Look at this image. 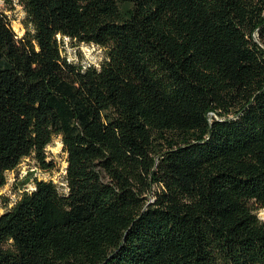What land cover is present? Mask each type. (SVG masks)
Returning a JSON list of instances; mask_svg holds the SVG:
<instances>
[{
	"label": "trees",
	"instance_id": "16d2710c",
	"mask_svg": "<svg viewBox=\"0 0 264 264\" xmlns=\"http://www.w3.org/2000/svg\"><path fill=\"white\" fill-rule=\"evenodd\" d=\"M3 1L0 187L54 137L67 166L0 214V264H264V0Z\"/></svg>",
	"mask_w": 264,
	"mask_h": 264
},
{
	"label": "rangeland",
	"instance_id": "374dc122",
	"mask_svg": "<svg viewBox=\"0 0 264 264\" xmlns=\"http://www.w3.org/2000/svg\"><path fill=\"white\" fill-rule=\"evenodd\" d=\"M4 13L7 15L10 26L17 37H21L25 31V12L16 2L10 6H4ZM61 53L66 59L82 66L92 65L99 67L106 57V50L94 44L76 43L68 38L60 40ZM45 163L49 166L46 169L40 165L33 156L22 158L13 171L5 173L6 184L0 187V214L5 208H10L18 199L19 193L23 190L32 189L33 179L51 181L58 191L66 192L64 175L66 153L62 150L60 137H54L45 149ZM260 220H264V208L254 212Z\"/></svg>",
	"mask_w": 264,
	"mask_h": 264
},
{
	"label": "built area",
	"instance_id": "2783aa9c",
	"mask_svg": "<svg viewBox=\"0 0 264 264\" xmlns=\"http://www.w3.org/2000/svg\"><path fill=\"white\" fill-rule=\"evenodd\" d=\"M4 6H5L4 1L0 0V11H3V9H5Z\"/></svg>",
	"mask_w": 264,
	"mask_h": 264
}]
</instances>
